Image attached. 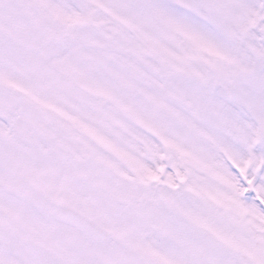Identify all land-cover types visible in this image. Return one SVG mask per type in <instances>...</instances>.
<instances>
[{
	"label": "snow or ice",
	"instance_id": "1",
	"mask_svg": "<svg viewBox=\"0 0 264 264\" xmlns=\"http://www.w3.org/2000/svg\"><path fill=\"white\" fill-rule=\"evenodd\" d=\"M0 264H264V0H0Z\"/></svg>",
	"mask_w": 264,
	"mask_h": 264
}]
</instances>
